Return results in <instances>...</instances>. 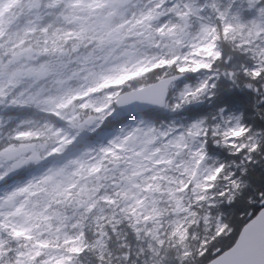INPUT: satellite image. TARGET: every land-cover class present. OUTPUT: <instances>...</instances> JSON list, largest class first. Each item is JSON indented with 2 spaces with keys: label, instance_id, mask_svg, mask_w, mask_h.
<instances>
[{
  "label": "snow or ice",
  "instance_id": "1",
  "mask_svg": "<svg viewBox=\"0 0 264 264\" xmlns=\"http://www.w3.org/2000/svg\"><path fill=\"white\" fill-rule=\"evenodd\" d=\"M247 8L0 0V264H264Z\"/></svg>",
  "mask_w": 264,
  "mask_h": 264
},
{
  "label": "rangeland",
  "instance_id": "2",
  "mask_svg": "<svg viewBox=\"0 0 264 264\" xmlns=\"http://www.w3.org/2000/svg\"><path fill=\"white\" fill-rule=\"evenodd\" d=\"M219 3L222 8H227L229 5H232V13L240 11L245 19H251L257 15L256 10H248L247 0H235V3H233V0H224Z\"/></svg>",
  "mask_w": 264,
  "mask_h": 264
},
{
  "label": "trees",
  "instance_id": "3",
  "mask_svg": "<svg viewBox=\"0 0 264 264\" xmlns=\"http://www.w3.org/2000/svg\"><path fill=\"white\" fill-rule=\"evenodd\" d=\"M222 1H224V0H219V2H222ZM226 156H227V152H225V156L218 157V158L221 159V160H224ZM225 162H230V161H227V160H226ZM237 162H238V161H237ZM257 175H258V173H257Z\"/></svg>",
  "mask_w": 264,
  "mask_h": 264
}]
</instances>
